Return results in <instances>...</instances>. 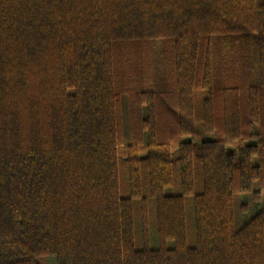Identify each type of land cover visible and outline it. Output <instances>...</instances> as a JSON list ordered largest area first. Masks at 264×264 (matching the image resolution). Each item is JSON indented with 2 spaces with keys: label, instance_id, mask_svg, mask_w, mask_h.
I'll list each match as a JSON object with an SVG mask.
<instances>
[{
  "label": "trees",
  "instance_id": "1",
  "mask_svg": "<svg viewBox=\"0 0 264 264\" xmlns=\"http://www.w3.org/2000/svg\"><path fill=\"white\" fill-rule=\"evenodd\" d=\"M252 35L261 82L246 110L260 131L244 130L227 82L202 99L212 138L196 142L213 41ZM157 40L172 47L162 90ZM263 93L264 0H0V264H264ZM145 195L155 247L136 243Z\"/></svg>",
  "mask_w": 264,
  "mask_h": 264
},
{
  "label": "rangeland",
  "instance_id": "2",
  "mask_svg": "<svg viewBox=\"0 0 264 264\" xmlns=\"http://www.w3.org/2000/svg\"><path fill=\"white\" fill-rule=\"evenodd\" d=\"M253 37V38H252ZM261 43L256 39V35H252L251 38H240V37H218L213 41L212 55H211V68H212V81L213 88H205L199 85L195 93V122L197 128L196 142H200L203 139L212 138L211 134L202 132V109L201 101L202 99L211 92L215 95H219V90L227 83L232 82L234 85L241 88L242 97V123L245 131L257 133L260 131L258 125L250 126L247 110L246 101L248 97L249 87L256 85L258 86L261 82ZM153 52L155 56V88L158 90L166 89L168 86L170 78V68H171V58H172V47L170 43H166L163 40H157L153 43ZM205 61V59H203ZM203 61V63H204ZM199 70H202L201 68ZM199 80L203 78V72L199 73ZM174 111V110H173ZM262 114L264 125V93L262 97ZM127 119V114L124 116ZM264 130V126H263ZM186 140V137L183 138ZM123 157V153L120 154ZM176 171V170H175ZM126 169L124 167L123 161L121 164V188L122 191L126 189L125 176ZM177 179V173L175 172ZM143 183L145 185L146 175L143 169ZM176 185V184H175ZM173 185V186H175ZM259 187V186H258ZM171 189V188H170ZM145 190V188H144ZM146 197V202L149 208L148 212V222H147V233L148 241L141 239L140 234H142V219L141 215L136 211L135 219V236L137 246L147 245L149 247L157 246L156 240V227L153 212V203L150 198ZM242 203H245L248 198L243 195ZM259 208V204H256V209ZM248 217L247 213L241 214V220L245 221ZM238 219V218H237ZM239 223V222H238ZM237 224V223H236ZM238 225V224H237ZM187 230H188V242L189 244H194V221L192 217V211L190 206L187 207ZM145 237V236H144ZM171 241L168 242V246H172ZM45 264H55L52 258H48Z\"/></svg>",
  "mask_w": 264,
  "mask_h": 264
}]
</instances>
